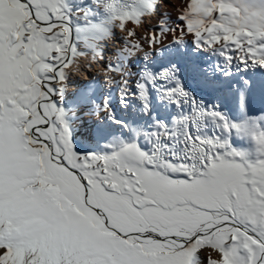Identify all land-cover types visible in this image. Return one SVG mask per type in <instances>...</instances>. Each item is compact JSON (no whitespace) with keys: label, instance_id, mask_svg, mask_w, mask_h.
<instances>
[{"label":"snow or ice","instance_id":"obj_1","mask_svg":"<svg viewBox=\"0 0 264 264\" xmlns=\"http://www.w3.org/2000/svg\"><path fill=\"white\" fill-rule=\"evenodd\" d=\"M160 2L0 0V264H264V119L247 105L264 94V0H185L143 35ZM189 40L242 74L239 118L197 103L176 63L153 69ZM89 57L102 82L68 100Z\"/></svg>","mask_w":264,"mask_h":264},{"label":"rangeland","instance_id":"obj_2","mask_svg":"<svg viewBox=\"0 0 264 264\" xmlns=\"http://www.w3.org/2000/svg\"><path fill=\"white\" fill-rule=\"evenodd\" d=\"M161 1L162 5L159 9V15L157 19L154 22H150L148 24L146 23L144 29H140V32L143 35H147L149 31L157 29V20H159L161 17H167L170 22L179 23V21L177 20V15L179 14L178 10L185 3V0ZM116 36L117 38H119L120 33H117ZM167 43H169V41L165 40V44ZM145 47H147L146 44ZM108 53L111 54L110 48ZM135 62L137 64V67H139L143 63V61L139 58H136ZM173 62L176 63L177 67L181 69L179 77L183 86L191 93L193 97H195L197 103H201L205 107L209 105H220L221 111L231 117L239 118L240 112L238 105L240 103V98L238 93V82L242 78V74L234 73L232 77H224L221 73L215 72L213 66L217 62V58L199 52L198 50H196L195 46L191 43L190 40L186 42V45L183 48L176 45H171L163 48L160 53H153L152 67L155 71H160L164 68H168ZM205 69H207L208 71L204 72L203 70ZM257 75L259 74L257 73ZM218 79L220 82L222 81V83H218ZM206 80L211 81L212 83L209 85L208 83H206ZM84 84L82 86H84ZM72 96L69 97L68 93L67 99L72 100ZM112 96L114 99L116 98L117 93L115 90H113ZM247 105L249 109V116L257 119H264V94L256 93L247 101ZM184 108L185 110H187L188 106L185 105ZM114 111L116 112L118 119H127L129 116L128 112L121 109L118 104L114 108ZM160 111H162V109L157 106V112ZM175 111L176 108L174 105L168 109V112L171 113H174ZM153 115H156V113H153ZM83 116H87V114L83 112L81 113L79 119L81 123H84L86 121L85 119H83ZM79 120L75 122V130L73 133L74 138L78 146L89 148L91 146L92 137L89 140H85L79 135L76 127V123ZM90 120L96 127V124L98 122L97 118L95 116H91ZM143 122L146 124L147 120L145 119ZM115 127L118 128V126L116 125ZM232 142L237 148L249 147L248 142L241 141L235 138Z\"/></svg>","mask_w":264,"mask_h":264},{"label":"bare ground","instance_id":"obj_3","mask_svg":"<svg viewBox=\"0 0 264 264\" xmlns=\"http://www.w3.org/2000/svg\"><path fill=\"white\" fill-rule=\"evenodd\" d=\"M161 3H162V1L158 5L156 17L152 18V20L150 22H154L157 19L158 15H159V9L162 5ZM117 33H119V32H117ZM109 48L111 49V45L109 46ZM107 54L110 55L109 53H107ZM89 59H90V57L89 58H82L80 61V69L81 70L74 72V75L70 78L69 86H68V90H67V92L69 93V97L74 95V93L77 91V89L82 87V85L84 83H86L87 80H92L93 78H95V79L102 82V77L98 76V74L102 73V71H103L100 65H93V67L90 70L93 73V76H91L89 74V69L87 67V65L89 63ZM222 78H223V76H222ZM217 82L218 83L220 82L219 79ZM220 83H222V81ZM83 119L86 120L84 123H81L80 120L76 123L77 132L79 133V135L82 138H84L85 140H89L93 136L95 126L93 125V122L90 120L91 119L90 115L83 116ZM105 123L107 124L108 122L105 121ZM110 127H111L112 131H118V128H116L115 125H110Z\"/></svg>","mask_w":264,"mask_h":264},{"label":"water","instance_id":"obj_4","mask_svg":"<svg viewBox=\"0 0 264 264\" xmlns=\"http://www.w3.org/2000/svg\"><path fill=\"white\" fill-rule=\"evenodd\" d=\"M89 74L91 75V76H93V73L92 72H89ZM95 121V120H94Z\"/></svg>","mask_w":264,"mask_h":264},{"label":"crops","instance_id":"obj_5","mask_svg":"<svg viewBox=\"0 0 264 264\" xmlns=\"http://www.w3.org/2000/svg\"><path fill=\"white\" fill-rule=\"evenodd\" d=\"M67 94H68V92H67Z\"/></svg>","mask_w":264,"mask_h":264}]
</instances>
